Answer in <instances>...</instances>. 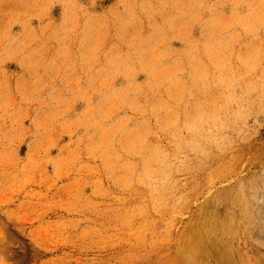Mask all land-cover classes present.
Returning a JSON list of instances; mask_svg holds the SVG:
<instances>
[{"label":"rangeland","instance_id":"rangeland-1","mask_svg":"<svg viewBox=\"0 0 264 264\" xmlns=\"http://www.w3.org/2000/svg\"><path fill=\"white\" fill-rule=\"evenodd\" d=\"M244 190L264 0H0V264H188L181 229Z\"/></svg>","mask_w":264,"mask_h":264},{"label":"bare ground","instance_id":"bare-ground-1","mask_svg":"<svg viewBox=\"0 0 264 264\" xmlns=\"http://www.w3.org/2000/svg\"><path fill=\"white\" fill-rule=\"evenodd\" d=\"M256 192L254 191L253 192L254 194H252V191H245V190L239 192L240 196H243L245 198V201L247 202H244L243 204L241 203L237 204L236 202L234 203V201L232 200L231 203L232 204L234 203L236 209L234 208L235 211V212L233 211L234 213L227 214L228 216H222L223 218L216 217L215 218L216 220L214 219L212 222L206 221V223H204L205 222L204 220L203 223L202 221L201 223H199L200 222L199 221L198 224H196L195 221H198L199 219L195 218L196 220L193 223L194 225L191 226L192 225L191 224L190 226H188L189 230L186 227H184L186 226L184 224H187L186 221L184 222V224H182L184 229H181L183 232L181 235L180 250L182 251L184 259L185 261H187L188 264H251V262H253V257L250 255V250L248 247L254 246L256 249L259 248L257 246L259 245L258 244L259 242L255 240L254 235L256 234V232L259 231L261 227L262 229H260V231L263 230L264 228V223L255 222V223H259V224H255L251 222L253 221L252 218H254L255 220L256 219L255 217L257 216L259 218L262 217L261 222L264 221V199L263 200L258 199L259 197L256 195L258 193ZM239 193L237 195H239ZM225 194L227 195V197H229V199L230 196H233V192L230 191L225 192ZM225 208L226 207H224V209ZM230 210H232V208H230ZM207 211L209 212L210 210H206V212ZM196 215L200 216V214H196ZM186 216L188 215L186 214ZM204 218L207 219L208 217L207 218L204 217ZM235 218L237 219L236 222L233 221L236 220ZM227 219L230 220V223ZM190 227H192V229ZM3 237H5V235ZM263 250L264 248L262 249V251Z\"/></svg>","mask_w":264,"mask_h":264}]
</instances>
